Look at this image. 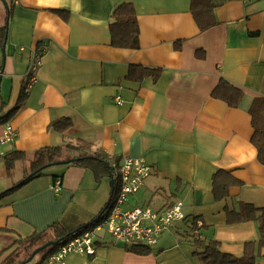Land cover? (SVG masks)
Returning a JSON list of instances; mask_svg holds the SVG:
<instances>
[{"label":"crops","instance_id":"obj_1","mask_svg":"<svg viewBox=\"0 0 264 264\" xmlns=\"http://www.w3.org/2000/svg\"><path fill=\"white\" fill-rule=\"evenodd\" d=\"M121 3L133 5L138 48L111 45V15ZM205 4L213 5L215 22L201 29L192 8ZM6 24L0 115L18 107L0 123V138L6 127L15 132L0 145V193L31 170L30 157L18 159L23 171L13 177L6 154L82 139L111 164L141 156L151 166L127 209L183 204L184 219L160 233L147 253L101 227L93 255L69 253L55 264H201L190 239L194 217L202 225L195 232L215 238L223 252L242 256L247 242L257 243L256 221H228L226 210L264 207V164L251 143L249 113L253 99L264 96V0H0V28ZM42 45L48 49L26 92L25 72ZM222 79L242 92L237 106L213 95ZM60 119L70 125L51 128ZM51 166L0 196V258L41 231L54 238L48 231L54 223L66 230L88 224L108 204V175L72 162ZM218 170L239 182L220 200L212 190ZM255 263L264 264V247Z\"/></svg>","mask_w":264,"mask_h":264},{"label":"trees","instance_id":"obj_2","mask_svg":"<svg viewBox=\"0 0 264 264\" xmlns=\"http://www.w3.org/2000/svg\"><path fill=\"white\" fill-rule=\"evenodd\" d=\"M212 9V4H205L192 8V13L194 14L201 29H205L215 22L212 17ZM7 11L9 15V7H7ZM6 28L7 24L0 28V41L4 38ZM110 33L111 45H114V47H139L138 23L136 13L131 3H121L114 8L110 21ZM212 92L214 96L221 98L229 106H237V103L242 95L240 89L234 87L232 84L223 79L218 82ZM17 107L18 105L15 106L10 113L8 112L5 115H0V123L7 122ZM3 108L4 103L0 96V112ZM249 113L251 115V124L253 128L251 143L257 150L259 162L264 164V96H258L253 99ZM69 125L70 121L68 119L55 120L50 124L51 128L58 131L64 130ZM27 157H30L31 174H27L26 177L24 176L16 185H14V187L0 193V196H3L31 178L43 174L47 167L56 162L71 160L72 163L92 169L96 175L105 174L109 176L112 174L113 170L107 154L100 148L93 149L91 143L82 139H77L76 143L69 142L64 145L42 147L30 153L12 151V153L10 152L5 155L6 169L8 172L11 171L12 165L16 160H26ZM114 184L115 179L113 178V185ZM234 184H239L236 178H234L228 171L218 170L212 177V190L214 198L217 200L225 198L228 188ZM111 193L112 199L114 189H112ZM109 204L110 202L106 205V208ZM103 213L104 211L92 222L72 230H66L58 223H54L50 225L48 229V231H52L54 238L49 239L47 237V230L27 237L26 239L20 241L17 247H15V249H13L10 253L3 256V258H0V264H22L23 261L28 259L30 254L37 247H40L49 241H57V243L45 246L36 253L40 255V260L43 262L61 242L69 239L76 233L82 232L84 229L93 227L96 223H98L101 220ZM226 214L228 221L232 222L251 219L255 220L258 226L259 239L257 243L247 242L242 256H235L230 253L223 252L220 249L219 241L215 240V238H201L198 233L195 232L202 225H200L201 223H199L197 218L194 217L190 222L191 230L193 231L190 239H192L191 241L196 250L194 252L200 257L201 264H256L255 259L260 254L261 248L264 247V207H254L251 204L245 203L240 205L239 210H226ZM254 244H256V251L254 249ZM130 248L138 253H147L149 251V248L143 245H132ZM23 251L26 252V258L19 259L20 253Z\"/></svg>","mask_w":264,"mask_h":264},{"label":"built area","instance_id":"obj_3","mask_svg":"<svg viewBox=\"0 0 264 264\" xmlns=\"http://www.w3.org/2000/svg\"><path fill=\"white\" fill-rule=\"evenodd\" d=\"M47 49V45H42L33 53L25 72L26 92L37 79V71L42 65V57ZM0 73H2L1 68ZM117 101L120 102V99L117 98ZM14 136V130L6 127L4 135L0 138V145L10 142ZM111 167L112 176L115 179L114 195L104 210L101 220L93 227L84 229L61 242L41 264L63 263L64 257L69 253L93 255L94 238L96 231L101 227H105L115 241L149 247L158 241L160 233L168 229L175 221L184 219L183 204L180 200L163 209H154L149 206L126 208L129 195L138 191L145 177L151 173V166L143 157L123 156L117 163H112ZM54 188L56 192L61 188L59 177H56Z\"/></svg>","mask_w":264,"mask_h":264},{"label":"rangeland","instance_id":"obj_4","mask_svg":"<svg viewBox=\"0 0 264 264\" xmlns=\"http://www.w3.org/2000/svg\"><path fill=\"white\" fill-rule=\"evenodd\" d=\"M26 160H28V159H26ZM0 162L1 163H4V159L3 158H1L0 157ZM23 160H22V162L20 161H16L15 163H14V165H12V168H11V172L13 173V177H16V176H18L19 174H21L22 172L21 171H23ZM22 166V167H21ZM27 166H29V165H27ZM30 167V166H29ZM53 167H55V166H49V167H47L46 168V170L47 171H49V170H51ZM28 170H30V169H28ZM30 172L31 171H28V174H30ZM26 252L25 251H23L22 253H20V256H19V259L21 258V259H23V258H26ZM40 259V255L39 254H36L35 256H34V258L32 259V260H29V262H27V263H25V264H33L34 262H36V261H38Z\"/></svg>","mask_w":264,"mask_h":264},{"label":"water","instance_id":"obj_5","mask_svg":"<svg viewBox=\"0 0 264 264\" xmlns=\"http://www.w3.org/2000/svg\"><path fill=\"white\" fill-rule=\"evenodd\" d=\"M0 78H1V76H0ZM69 162H71V160H65V161H61V162H56V163H54V164H58V163H69ZM30 174H31V173H30ZM109 177L111 178V180H110V183H111V185H112V188H111V189H113V188H114V185H113V176H112V174H110ZM110 199H111V198H110ZM109 202H110V200H109ZM109 202H108V203H109ZM105 208H106V207H105ZM104 210H105V209H104ZM55 243H57V241H49V242L43 244L42 246L37 247V248H36V249L30 254V256L28 257V259H26L25 261H23L22 264H24L25 262H29V260H31V259L33 258V256H34L39 250H41L42 248H44L45 246H48V245H50V244H55Z\"/></svg>","mask_w":264,"mask_h":264}]
</instances>
